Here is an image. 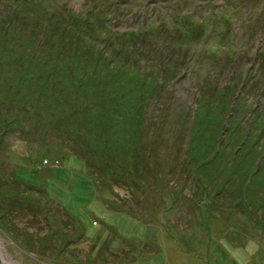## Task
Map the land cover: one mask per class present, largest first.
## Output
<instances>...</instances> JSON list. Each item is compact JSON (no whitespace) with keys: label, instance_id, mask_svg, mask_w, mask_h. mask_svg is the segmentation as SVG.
<instances>
[{"label":"rangeland","instance_id":"1","mask_svg":"<svg viewBox=\"0 0 264 264\" xmlns=\"http://www.w3.org/2000/svg\"><path fill=\"white\" fill-rule=\"evenodd\" d=\"M11 1L33 17L64 12L73 30L99 38L101 20L109 33L147 29L157 45L167 44L175 74L148 107V117L170 119L156 161L176 162L171 118L193 112L204 81L245 82L239 94L264 110V0ZM147 57L142 71L163 67ZM156 130L152 125L150 134ZM48 144L17 141L2 168L13 169L15 192L0 193V214L12 215L0 220V238L18 263L264 264V230L227 205H208L180 172L166 188L157 189L155 174L151 188L131 191L109 174H94L63 144Z\"/></svg>","mask_w":264,"mask_h":264},{"label":"trees","instance_id":"2","mask_svg":"<svg viewBox=\"0 0 264 264\" xmlns=\"http://www.w3.org/2000/svg\"><path fill=\"white\" fill-rule=\"evenodd\" d=\"M30 14L0 0L1 195L15 192L13 169L2 170L14 143L54 142L131 191L151 188L155 174L157 189L166 188L180 172L208 205H227L264 230V110L239 94L236 87L248 88L245 82H202L193 112H177L170 121L176 162L156 161L170 119L148 117V107L175 74L167 44L157 45L147 29L109 33L100 20L99 38L73 30L64 12L48 19ZM150 55L163 67L142 71L141 58ZM152 125L159 127L154 135ZM11 216L1 213L0 220Z\"/></svg>","mask_w":264,"mask_h":264},{"label":"water","instance_id":"3","mask_svg":"<svg viewBox=\"0 0 264 264\" xmlns=\"http://www.w3.org/2000/svg\"><path fill=\"white\" fill-rule=\"evenodd\" d=\"M0 264H21L16 261V259L7 253L5 249V244L0 238Z\"/></svg>","mask_w":264,"mask_h":264}]
</instances>
